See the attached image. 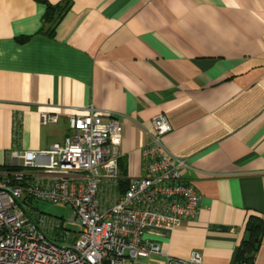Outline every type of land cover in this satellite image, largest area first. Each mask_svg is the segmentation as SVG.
<instances>
[{
  "label": "crops",
  "instance_id": "0c3cea01",
  "mask_svg": "<svg viewBox=\"0 0 264 264\" xmlns=\"http://www.w3.org/2000/svg\"><path fill=\"white\" fill-rule=\"evenodd\" d=\"M90 107L123 122L121 189L145 174L154 117L170 120L199 213L147 238L197 264H242L249 218L264 221V0H0V167L62 143ZM43 111L59 121L43 125ZM253 254L243 264H264V229Z\"/></svg>",
  "mask_w": 264,
  "mask_h": 264
},
{
  "label": "built area",
  "instance_id": "2783aa9c",
  "mask_svg": "<svg viewBox=\"0 0 264 264\" xmlns=\"http://www.w3.org/2000/svg\"><path fill=\"white\" fill-rule=\"evenodd\" d=\"M58 121V113L41 112L43 125ZM68 124L62 143L13 150V169L0 168V264H154L143 260L152 256L163 257L162 264L200 263L197 252L180 259L147 238L149 229H171L199 213L201 198L183 172L188 164L166 144L169 118L152 120L143 148L145 174L124 189L118 170L123 122L116 113L90 107L71 115ZM32 198L73 207L70 222L80 226L73 244L56 243L52 233L66 232L63 222L34 217Z\"/></svg>",
  "mask_w": 264,
  "mask_h": 264
},
{
  "label": "rangeland",
  "instance_id": "374dc122",
  "mask_svg": "<svg viewBox=\"0 0 264 264\" xmlns=\"http://www.w3.org/2000/svg\"><path fill=\"white\" fill-rule=\"evenodd\" d=\"M29 210L34 217L39 215H47L55 218L60 223L63 222V227L67 230L56 229L52 234L56 239V243L61 246H69L75 242L80 234V226L70 222L74 214V209L71 205L64 202H51L40 198H32L29 202ZM66 236V238H64ZM146 262L154 264H162L164 258L160 256H152L143 259Z\"/></svg>",
  "mask_w": 264,
  "mask_h": 264
},
{
  "label": "trees",
  "instance_id": "16d2710c",
  "mask_svg": "<svg viewBox=\"0 0 264 264\" xmlns=\"http://www.w3.org/2000/svg\"><path fill=\"white\" fill-rule=\"evenodd\" d=\"M41 2H46V0H39ZM47 4V3H46ZM56 7H53L47 4V11L45 13V21H50L52 15L55 12ZM55 24V23H54ZM0 168L13 169L10 165L2 166ZM15 169V168H14ZM247 229L249 231V238L244 240L240 249H239V263L248 262L251 257H253V253L257 250V246L259 244L260 235L264 229V221L260 217L251 216L247 223Z\"/></svg>",
  "mask_w": 264,
  "mask_h": 264
}]
</instances>
